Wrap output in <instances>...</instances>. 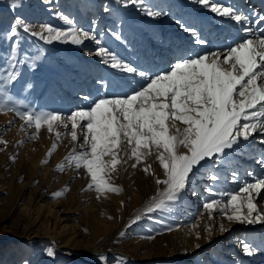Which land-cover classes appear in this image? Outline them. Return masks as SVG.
I'll list each match as a JSON object with an SVG mask.
<instances>
[{
    "label": "rangeland",
    "instance_id": "obj_1",
    "mask_svg": "<svg viewBox=\"0 0 264 264\" xmlns=\"http://www.w3.org/2000/svg\"><path fill=\"white\" fill-rule=\"evenodd\" d=\"M12 3L0 0V57L10 44H16L18 57L27 55L36 63L34 69L28 63L19 65V78L11 86L13 100L24 102L18 105L21 111L29 108L66 117L81 105L90 107L84 97H94L92 103L101 98L96 94L100 87L96 81L105 73L113 76L117 70L101 63L102 57L96 54L97 45L91 39H86L82 47L58 41L48 44L24 33L23 26L15 39L6 38L3 33L10 30L17 17L36 32L45 23L66 30L55 15L57 11L69 15L84 31L92 29L95 21L94 32L110 53L118 54L125 62L139 60L155 67H163L170 57L159 60L160 53L165 55L182 44L176 36L183 30L175 21L183 15L175 17L173 14L179 12H167L171 3L167 0H147L154 11L166 13L156 18L134 4H118L116 0H19L15 9ZM105 6L110 10L105 11ZM113 33H118L120 39ZM170 36L174 37L169 40ZM184 36V42L189 40ZM28 83L32 87L25 92ZM177 124L181 127L180 122ZM71 131L70 122L67 127L54 124L52 130L42 123L36 129L34 124H25L15 111H0V238H11L5 246L0 243V264H117V256L126 258L125 264H256L261 259L257 252L246 256L241 245L246 238L259 250L264 243V225L228 220L232 211L226 215L215 206L210 216L204 208L210 199L227 203L226 196L206 191L209 186L217 193L239 191L244 175L240 167L249 154H239L242 158L232 164L239 177L237 184H227L231 176H222V165L213 162L199 173L194 170L182 197L169 204L170 210H158L150 219L143 216L146 203L164 188L156 183L164 179L157 153L150 150L137 162L131 146L122 138L116 170L106 175L108 184L120 190L105 189L96 196L94 188H87L90 176L83 164L75 166V156L84 150L81 146L86 129H78L77 141L71 139ZM253 134L250 141L258 139V132ZM54 144L55 149L48 154ZM62 162V170H57ZM212 173L220 178L218 182L209 179ZM259 177L264 178V173ZM137 181L147 187L145 193ZM65 186L67 191L53 198L52 194ZM193 192L198 194L196 201L189 198ZM255 202L264 210V196ZM92 205L99 208L96 216ZM194 205L198 209L190 211ZM49 207L59 211L47 213ZM241 211L246 212V208ZM135 214L142 215V219L126 227ZM95 217H104L103 229L96 227ZM49 247L54 248V259L45 251ZM100 254L106 256L105 261L98 259Z\"/></svg>",
    "mask_w": 264,
    "mask_h": 264
},
{
    "label": "snow or ice",
    "instance_id": "obj_2",
    "mask_svg": "<svg viewBox=\"0 0 264 264\" xmlns=\"http://www.w3.org/2000/svg\"><path fill=\"white\" fill-rule=\"evenodd\" d=\"M116 2L134 4L153 18L166 14L154 11L152 6H148L147 0ZM189 2L199 4L217 16L234 20L243 35L228 43L213 45L197 17H182L175 22L181 30L189 33L195 45L201 46L200 52L204 54L192 51L189 46L178 45L169 49L171 56L163 67H155L152 63L139 60L125 62L123 57L110 53L102 46L94 32L95 21L92 22V29L84 31L69 15L59 11L55 15L63 22L64 31L47 23L41 25V31H30L23 19L17 17L10 25V30L3 33L8 39H15L23 26L24 33L48 44L58 41L82 47L86 39L96 43V54L102 57L101 63L117 71L108 80L101 78L96 81L100 86L96 94L101 98L92 103L94 97L85 96L84 100L91 106L86 108L81 105L66 117L59 112L29 108L21 111L18 105L24 102L13 100L11 86L19 78V65L28 63V67L34 69L36 63L35 58L27 55L18 57L17 45L10 44L3 53L6 58L0 57V111H15L25 124H34L36 129L42 123L52 130L54 124L67 127L70 122L73 141L78 139V129H86L81 146L84 150L75 156V166L79 168L83 164L90 176L87 188H94L97 193L105 189L120 190L108 184L106 175L116 170L119 162L117 152L122 138L131 146V154L137 162L154 150L165 178L156 180L164 188L150 198L143 210V216L150 219L151 214L158 210H170L169 204L182 197L195 175L194 170L197 166H203L201 162L222 159L228 150H234V146L241 143V138L248 141L256 132L264 135V15L252 13L250 16L232 5H222L219 0ZM45 3H50V0H45ZM18 6L19 0H13L11 7L15 9ZM109 10L105 6V11ZM113 35L120 39L118 33ZM210 47H216L217 50L210 51ZM31 87V83H28L24 91ZM100 88L104 91L101 92ZM260 143L264 144V138ZM180 148L187 151L180 152ZM54 149L55 144L48 154ZM257 163L264 165V156ZM62 167L63 162L57 165V170H62ZM248 175L254 182L244 181L238 192L217 193L211 186L206 189L213 196L227 197L226 204L216 199L204 203L210 216L215 206L226 215L228 210L232 211L231 215H227L228 220L247 225H264V210L258 208L255 202L258 197L264 196V178L251 172ZM209 179L218 182L220 178L212 173ZM238 179L233 173V181ZM65 191L67 186L53 193V198L63 195ZM193 195L196 193L193 192ZM242 208H246V212H242ZM141 219L142 215L135 214L126 227ZM241 246L247 256L254 255L258 250L246 238ZM259 250L264 251V244L259 246ZM45 251L48 256L55 258L53 247ZM98 259L105 261L106 256L100 254ZM116 259L117 264H125L126 258L117 256Z\"/></svg>",
    "mask_w": 264,
    "mask_h": 264
},
{
    "label": "bare ground",
    "instance_id": "obj_3",
    "mask_svg": "<svg viewBox=\"0 0 264 264\" xmlns=\"http://www.w3.org/2000/svg\"><path fill=\"white\" fill-rule=\"evenodd\" d=\"M167 1L171 2L170 5L168 6L167 12H169V13L179 12V14L178 13L176 15L173 14V16L176 17L178 15H183L184 18H187L189 15H191V16L197 17L199 19V21H201L203 23L204 32H205V34L210 36L213 45H219L221 42L228 43L233 38L243 35L242 31H240V26L237 25L234 20H232L230 18L217 16L215 13H212L209 9L204 8L199 4H195V5H194V3L184 4L180 0H167ZM226 1L227 0H224V1L219 0V2L222 5H232L238 9H240L244 13L249 14L250 16L252 13H259L261 15H264V0H228V2H226ZM196 7L197 8L200 7V8L197 9ZM254 19L255 18H253V22H254ZM185 34H186L187 38H189V40H186L184 42V39H185L184 35ZM173 37L170 36L169 40L172 39ZM176 37H177L178 41L182 42L181 45L189 46L191 48V50L194 52H200L201 46L195 45L194 42L190 41L192 37L189 35V33L183 31L181 34H178V36H176ZM209 50L210 51H216L217 48L216 47H210ZM200 54H204V53L200 52ZM164 56L165 57L171 56V52L168 51L167 54H165V55L160 53L158 55V59L160 58L161 60H163V59H165ZM130 59H132V58H130ZM114 73H116V72H114ZM126 75H130V74H126ZM101 76H103L102 78H104L105 80H108L110 77H112L111 72L105 73L104 75H101ZM181 127H182V125H181ZM252 136L249 137L248 141H243V138H241V143L238 145H235L234 150H228L226 156L223 157L222 159L208 161V162H201L203 166L202 167L197 166V169H195V170H197L199 173L200 171L203 170L204 167H207V166L210 167L213 162H218L219 165L221 164L223 167L221 175L222 176H225V175L231 176L230 180L226 181L227 184L228 183L229 184L234 183V181L232 180L233 179V173H234V166L232 164H234L235 162H237L238 160H240L242 158L239 156V154L245 153V154H249L250 156L243 163V165H241V167H240L241 173H243L244 175H243L242 179L240 180L242 184L240 183L239 185H240V187L243 186L244 181L251 182L253 179L251 176L248 175L249 172H251L252 174H254L257 177L261 176L264 173V165L257 163V160L261 159V157L264 156V144L260 143V140L262 138H264V135L258 133V136H257L258 139L255 140V138H254L252 141H250V139H252L251 138ZM246 149L248 150L249 153L248 152L246 153ZM186 151H187V149L183 148L180 152H186ZM219 165H217V167ZM228 165H230L229 168H228ZM224 180H226V179H223V181ZM138 181H137V185L138 186L140 185L142 192L145 193L147 191V187L142 185ZM235 183L237 184L238 182H235ZM200 188H201V186L199 187V189ZM229 188H231V186H229ZM95 194H96V196H98L100 193L95 192ZM197 196H198V194H196V195L192 194L189 196V198H191V200L193 199V201H196ZM54 204H55V202L51 204V207H53ZM51 207H49L50 209L49 208L47 209V213H52V214L55 213L56 214L59 211V210L53 211V209H51ZM194 207H195V205H194ZM91 208H92L93 214L95 213V216H96V211H99L98 206L92 205ZM185 209H186V206H185ZM197 209H198V207L196 206L195 208L192 207L189 210L194 211ZM95 219L97 221L96 227H98L99 229H103L102 225H104V224L106 225V222L104 220H102V219H104V217L103 218L102 217H97V218L95 217ZM261 226H263V225H259V227H261ZM262 228H264V227H262ZM28 230H30V227L28 228ZM259 233L262 235V231H259ZM10 239L11 238H6V237L0 238V243H2L1 246H5L6 243ZM256 254L261 256V259H262V256H264V251L258 250ZM261 259H258V261L256 260L255 261L256 264H264V260H261ZM252 261L254 263V260H252Z\"/></svg>",
    "mask_w": 264,
    "mask_h": 264
}]
</instances>
